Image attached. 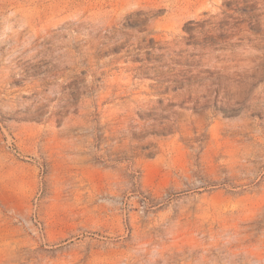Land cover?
<instances>
[{
	"label": "rangeland",
	"instance_id": "rangeland-1",
	"mask_svg": "<svg viewBox=\"0 0 264 264\" xmlns=\"http://www.w3.org/2000/svg\"><path fill=\"white\" fill-rule=\"evenodd\" d=\"M0 264H264V0H0Z\"/></svg>",
	"mask_w": 264,
	"mask_h": 264
}]
</instances>
